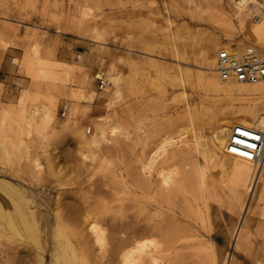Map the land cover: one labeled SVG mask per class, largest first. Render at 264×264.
I'll return each mask as SVG.
<instances>
[{
    "label": "rangeland",
    "instance_id": "rangeland-1",
    "mask_svg": "<svg viewBox=\"0 0 264 264\" xmlns=\"http://www.w3.org/2000/svg\"><path fill=\"white\" fill-rule=\"evenodd\" d=\"M232 23L219 0H0V180L29 193L39 217L34 232L0 226V264L121 263L113 252L114 236L124 231L112 232L108 224H103L108 235L103 246L86 235V246H76L77 258L71 255V230L44 225L41 218L46 209H55L46 205L56 196L52 187L63 205L89 200L97 212L106 201L116 210L119 201L132 205L134 169L163 137L190 138L196 131L207 140L219 119L255 104L257 99L231 95L224 85L204 89L198 82L200 74L212 76L206 61L216 51L209 43H252L240 32L228 36L225 26ZM110 68L119 76L117 97L111 81L102 86L95 76L101 73L107 80ZM32 110L36 118L28 124ZM105 117L121 132L90 145L87 136ZM33 156L44 163V171L30 167ZM179 157L163 161L178 171L176 178L185 177L194 163L189 156ZM198 159L211 195L210 236L198 213L200 193L186 181L169 203L170 215L182 217L198 239L208 238L220 263L231 253L237 264H264V177L254 180L249 198L252 240L248 249L234 248L241 211L224 187L230 175L216 157ZM3 191L0 199H13ZM135 209L127 213L137 216ZM177 243L180 254L165 256L163 264H206L204 255L189 256L191 250L182 248L198 240Z\"/></svg>",
    "mask_w": 264,
    "mask_h": 264
},
{
    "label": "bare ground",
    "instance_id": "bare-ground-1",
    "mask_svg": "<svg viewBox=\"0 0 264 264\" xmlns=\"http://www.w3.org/2000/svg\"><path fill=\"white\" fill-rule=\"evenodd\" d=\"M219 1L222 2L233 21L232 24L225 26L227 35L232 37L233 33L240 32L252 43L254 42L259 45L261 47V54H264V13L260 12V7L264 8V0ZM242 43L240 40V42L228 45L227 47L230 50H235ZM209 44H211L216 53L222 47L218 39ZM216 53L213 58L206 61L207 69L212 76L207 78L206 74H200L198 75L199 78L197 77L200 86L204 89L215 88L219 90L224 85L231 95L246 99H257L255 104L244 105L234 115L224 116L219 119L211 129L210 138L207 140L203 134H198L196 131L191 133L190 138L187 136H179V138H173L174 136L163 137L157 149L149 154L145 160H140L136 166L137 169H134L133 175L131 174L133 176L132 183L134 184V203L132 205L125 204L124 206L123 202L119 201L121 206H116L118 207L116 210L113 208L115 204L111 205L110 203L109 205L110 201H106L103 202V210L98 212L94 210L91 206L92 202L89 200L84 201V203L87 202L86 205H79L78 203L63 205L58 188L52 187L55 188L53 190H55L56 196L50 200L47 198L46 205L54 204L56 210H51V212L50 209H46L48 211L41 218L46 223L44 225L63 226L67 230H71L70 236L67 237V245L73 257L77 258L76 246L79 244L86 246L82 242V238L86 235L91 238L93 243L103 246L106 236H108L103 224H108L112 232L124 231L123 236H119L118 238L114 236L117 243L113 252L117 256H120V258L117 257V259L121 260V263L118 262L120 264H163L162 260L164 259L162 258L165 256L180 254L175 245L177 242L187 243L189 239L198 240L197 244L186 246L184 245L185 243L182 244V248H189L191 250L188 253L189 256L201 253L206 259V264H237L231 253L225 257L224 262L220 263L218 252L212 243L208 241V238L198 239V235L191 226L182 224V217L173 213L170 215L169 213V203L174 199L172 197H176L175 195L182 182L186 181L200 193L202 207H199L200 212L198 211V213L202 214L206 234L208 237L210 236L211 227L208 219V199L211 195L206 182V170L201 166L198 159L202 154L206 157H216L222 169L230 175L224 187L229 191L231 199L241 211L237 226L234 228L233 247L241 249L246 246L248 249L253 231L250 221L252 218L250 219L251 214H249L251 213L249 212V198L253 191V186H255L254 180H258L259 176L264 177V151H262L260 159L249 160L226 152L225 146L234 125L252 127L264 133V80L253 83H234L221 80L215 69ZM103 75L101 73L95 74L96 77H102ZM105 77L107 78V80L105 79V83H108V80L112 82L114 87L112 93L114 97H117L119 95V76L117 72L114 68H110L105 72ZM216 80H219V82ZM35 115V110H32V114L30 113L27 117L28 124L34 122ZM119 132L121 131H119L118 126L110 118L105 117L104 121L94 127V130L90 132L87 139L90 145H95L100 141L107 140L109 135H115ZM179 156H189L193 158L194 163L191 165V170H188L185 174V177L176 178L178 171L164 167L166 165H163V161ZM29 162L31 168L44 171V163L39 158L35 156L30 157ZM0 188L9 193L13 198L10 201L0 199V226L10 227L12 230H17L20 226H24L27 229L30 228L33 232L37 231L39 217L32 206L33 204H31L32 200L28 198L30 194L28 193V195L22 188L4 180H0ZM110 198L112 196L108 199ZM131 200L133 199L131 198ZM183 206L185 207V205ZM34 207L37 210L36 205ZM130 207L131 209L132 207H136L135 213L136 211L138 212V214L136 213L137 216L134 213L131 215L127 213ZM185 209L183 208L182 210L185 211ZM140 212L144 214L138 217L140 216ZM261 216L260 223L261 226H264L262 225L264 223V214ZM125 217L127 220L122 219ZM45 228L47 229V226ZM34 239L36 241L37 238L34 237ZM84 240L88 242L87 239ZM82 248L84 249L83 246Z\"/></svg>",
    "mask_w": 264,
    "mask_h": 264
},
{
    "label": "built area",
    "instance_id": "built-area-1",
    "mask_svg": "<svg viewBox=\"0 0 264 264\" xmlns=\"http://www.w3.org/2000/svg\"><path fill=\"white\" fill-rule=\"evenodd\" d=\"M264 8L260 7V12ZM256 16V15H255ZM215 69L223 81L234 83H253L264 80V54L255 44L247 42L235 50L220 47L215 57ZM102 86L105 79L99 77ZM264 148V133L244 125H234L227 140L226 152L258 160Z\"/></svg>",
    "mask_w": 264,
    "mask_h": 264
}]
</instances>
